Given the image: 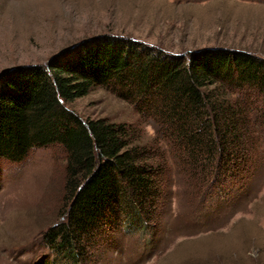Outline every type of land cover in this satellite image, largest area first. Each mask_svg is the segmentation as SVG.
<instances>
[{
	"label": "trees",
	"instance_id": "obj_1",
	"mask_svg": "<svg viewBox=\"0 0 264 264\" xmlns=\"http://www.w3.org/2000/svg\"><path fill=\"white\" fill-rule=\"evenodd\" d=\"M62 54L0 76V161L18 163L47 146L65 156V219L43 235L56 254L82 264L84 245L93 247L111 218L128 233L150 223L147 202L161 193L166 171L159 145L202 181L239 183L253 167L264 131L263 58L220 48L168 54L111 36ZM95 88L130 107L153 139L141 143L126 124L67 109Z\"/></svg>",
	"mask_w": 264,
	"mask_h": 264
},
{
	"label": "rangeland",
	"instance_id": "obj_2",
	"mask_svg": "<svg viewBox=\"0 0 264 264\" xmlns=\"http://www.w3.org/2000/svg\"><path fill=\"white\" fill-rule=\"evenodd\" d=\"M104 36L168 54L220 48L264 59V0H0V76ZM66 107L81 118L126 124L141 143L153 139L152 128L103 88ZM263 132L239 183L186 174L159 145L166 171L161 193L147 202L150 223L128 233L111 218L94 233L93 247L89 241L71 256L83 251L82 264H264ZM64 168L58 146L32 149L18 163L0 161V264H74L43 238L65 219Z\"/></svg>",
	"mask_w": 264,
	"mask_h": 264
},
{
	"label": "water",
	"instance_id": "obj_3",
	"mask_svg": "<svg viewBox=\"0 0 264 264\" xmlns=\"http://www.w3.org/2000/svg\"><path fill=\"white\" fill-rule=\"evenodd\" d=\"M74 47V46H73ZM72 48V47H71Z\"/></svg>",
	"mask_w": 264,
	"mask_h": 264
}]
</instances>
